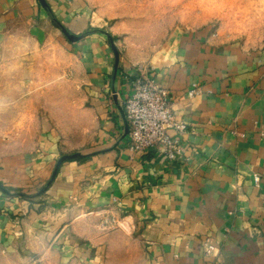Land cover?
Returning a JSON list of instances; mask_svg holds the SVG:
<instances>
[{
  "label": "crops",
  "instance_id": "crops-1",
  "mask_svg": "<svg viewBox=\"0 0 264 264\" xmlns=\"http://www.w3.org/2000/svg\"><path fill=\"white\" fill-rule=\"evenodd\" d=\"M39 2L0 0V69L20 42L46 41ZM68 2L58 21L80 32L85 8ZM98 32L64 42L79 59L82 97L41 114L34 150L0 148V264H264V47L181 31L149 65L188 125L168 162L128 149L121 104L133 66L119 57L116 67ZM74 153L84 157L49 182ZM206 236L218 259L204 254Z\"/></svg>",
  "mask_w": 264,
  "mask_h": 264
},
{
  "label": "rangeland",
  "instance_id": "rangeland-1",
  "mask_svg": "<svg viewBox=\"0 0 264 264\" xmlns=\"http://www.w3.org/2000/svg\"><path fill=\"white\" fill-rule=\"evenodd\" d=\"M77 1L85 14L75 17L87 21L85 29L71 31L61 24L75 34L102 30L98 34L110 42L111 51L115 47L122 64L133 67L157 62L181 31L211 28L225 42L250 50L264 47V0ZM46 2L51 14L39 2L48 26L46 41L39 46L20 42L0 69V148L34 150L41 114L52 109L56 117L83 95L79 59L69 53L64 42L70 41L52 22L67 14L68 0Z\"/></svg>",
  "mask_w": 264,
  "mask_h": 264
},
{
  "label": "built area",
  "instance_id": "built-area-1",
  "mask_svg": "<svg viewBox=\"0 0 264 264\" xmlns=\"http://www.w3.org/2000/svg\"><path fill=\"white\" fill-rule=\"evenodd\" d=\"M130 93L122 101L121 108L128 125V149L133 153H146L155 150L168 162H172L183 153L181 135L188 125L174 112V96L152 74L151 66L138 64L125 74ZM199 93L197 83L187 92L189 97ZM259 183L260 177H254ZM17 234V233H16ZM206 256L216 259L220 256L218 246L210 236L203 240Z\"/></svg>",
  "mask_w": 264,
  "mask_h": 264
},
{
  "label": "water",
  "instance_id": "water-1",
  "mask_svg": "<svg viewBox=\"0 0 264 264\" xmlns=\"http://www.w3.org/2000/svg\"><path fill=\"white\" fill-rule=\"evenodd\" d=\"M40 2L43 4V6H44L47 10H50L49 4L46 2V0H40ZM52 18H53V17H52ZM53 20L55 21L56 19L53 18ZM56 21H57V20H56ZM59 28H60L61 31L67 36V38H68L70 41H72V42L79 41V40H81L85 35L90 34V33H92V32H95V31H101V32H102V30L97 29V30H92V31L89 30V31H86V32H84V33H82V34H75V33L71 32V31H69V30H68L66 27H64L61 23H60V25H59ZM113 50H114V53H115V65H116V67H117V66H118V63H119V52L117 51V49H116L115 47H113ZM128 132H129V129H128V125H127L126 134H128ZM78 156H79V153H74V154H64V155H62V156L58 159V161H57V163H56L55 170H54V174H53V176H52V178H51V180H50L49 182H52V181L54 180V178H55V176H56V174H57V171H58L60 165H61L64 161H66V160H70V159H75V158H77ZM1 188H3V187H1ZM3 190H5V189L3 188Z\"/></svg>",
  "mask_w": 264,
  "mask_h": 264
},
{
  "label": "trees",
  "instance_id": "trees-1",
  "mask_svg": "<svg viewBox=\"0 0 264 264\" xmlns=\"http://www.w3.org/2000/svg\"><path fill=\"white\" fill-rule=\"evenodd\" d=\"M55 24L59 27V25H60V22L59 21H56L55 20ZM79 158H82V157H84V156H78ZM0 187H2V183L0 182Z\"/></svg>",
  "mask_w": 264,
  "mask_h": 264
}]
</instances>
